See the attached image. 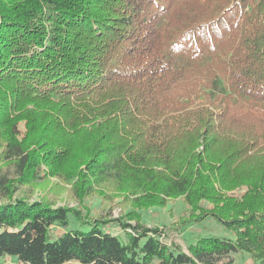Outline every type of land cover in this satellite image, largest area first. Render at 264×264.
<instances>
[{"label": "trees", "instance_id": "1", "mask_svg": "<svg viewBox=\"0 0 264 264\" xmlns=\"http://www.w3.org/2000/svg\"><path fill=\"white\" fill-rule=\"evenodd\" d=\"M50 181L77 205L21 191ZM95 196L119 215L90 217ZM177 199L170 226L142 221ZM208 218L232 236L176 243ZM242 252L264 264V0H0V263Z\"/></svg>", "mask_w": 264, "mask_h": 264}, {"label": "rangeland", "instance_id": "2", "mask_svg": "<svg viewBox=\"0 0 264 264\" xmlns=\"http://www.w3.org/2000/svg\"><path fill=\"white\" fill-rule=\"evenodd\" d=\"M8 172L11 174L12 170L9 169ZM27 190L30 191L32 199H38L40 197H51V200L55 201L57 205L70 203V205H77V202L72 199L70 194V190L68 187L64 185H56L53 182H41L37 187L34 189L30 187H22L21 191ZM85 205L91 211L90 217H100L104 215H108L109 211H112L113 216L119 215L121 212V208L118 206H114L111 203L103 202L97 196L85 200ZM186 206L181 199H177L171 201L169 205L165 208L162 207H151L149 209H143L140 211L142 215V221L150 226H159V227H168L174 221H176L183 211L185 210ZM131 206L126 208V211L130 210ZM72 219V228L79 227V223L76 222L74 218ZM105 229L111 231L113 233L118 234L122 239L125 238L124 232L121 229L114 225L110 224L109 226H105ZM62 229L55 227L53 228L54 235L60 234ZM204 235H221L226 237H231V232L226 229L224 226L219 224L217 221L208 218L202 224L198 225H191L188 226L183 230L181 234L176 236L175 241L177 244L182 246V248L186 249V246L200 238ZM168 241V240H167ZM170 242V241H169ZM234 259L233 264H251L252 259L250 255L247 253H235L232 255ZM17 259L15 257H5L1 259L0 264H18ZM152 264H160L159 262L155 261Z\"/></svg>", "mask_w": 264, "mask_h": 264}, {"label": "crops", "instance_id": "3", "mask_svg": "<svg viewBox=\"0 0 264 264\" xmlns=\"http://www.w3.org/2000/svg\"><path fill=\"white\" fill-rule=\"evenodd\" d=\"M18 263V262H17ZM19 264V263H18Z\"/></svg>", "mask_w": 264, "mask_h": 264}]
</instances>
